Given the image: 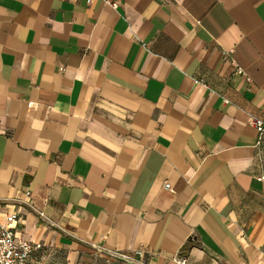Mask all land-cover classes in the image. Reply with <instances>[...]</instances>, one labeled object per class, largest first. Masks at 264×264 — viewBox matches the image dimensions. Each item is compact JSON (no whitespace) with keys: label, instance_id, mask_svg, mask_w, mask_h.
Here are the masks:
<instances>
[{"label":"crops","instance_id":"1","mask_svg":"<svg viewBox=\"0 0 264 264\" xmlns=\"http://www.w3.org/2000/svg\"><path fill=\"white\" fill-rule=\"evenodd\" d=\"M252 117L264 0H0V220L37 264H264Z\"/></svg>","mask_w":264,"mask_h":264},{"label":"built area","instance_id":"2","mask_svg":"<svg viewBox=\"0 0 264 264\" xmlns=\"http://www.w3.org/2000/svg\"><path fill=\"white\" fill-rule=\"evenodd\" d=\"M87 3L93 2V0H86ZM113 8H117L122 0H102ZM238 72H241L240 67L236 68ZM250 124L257 130L261 136L264 134V118L252 117ZM166 188L170 187L168 182H164ZM28 193V192H27ZM16 214L11 213L6 216L5 221L0 220V264H37L35 254L43 249V244L40 242H34L30 240H18L15 237L13 228L8 222L16 218Z\"/></svg>","mask_w":264,"mask_h":264},{"label":"rangeland","instance_id":"3","mask_svg":"<svg viewBox=\"0 0 264 264\" xmlns=\"http://www.w3.org/2000/svg\"><path fill=\"white\" fill-rule=\"evenodd\" d=\"M260 160L264 167V134H262L260 138ZM46 261L45 264H67L65 258H63L60 254H46ZM74 264H129L126 260L120 257H115L110 261L107 258H101L96 255H92L89 259L85 261H77Z\"/></svg>","mask_w":264,"mask_h":264},{"label":"water","instance_id":"4","mask_svg":"<svg viewBox=\"0 0 264 264\" xmlns=\"http://www.w3.org/2000/svg\"><path fill=\"white\" fill-rule=\"evenodd\" d=\"M121 258H123L124 260H126L129 264H134L132 261H130L128 258L121 256Z\"/></svg>","mask_w":264,"mask_h":264}]
</instances>
